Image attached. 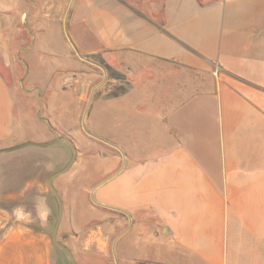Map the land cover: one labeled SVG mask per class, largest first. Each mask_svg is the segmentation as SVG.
Returning a JSON list of instances; mask_svg holds the SVG:
<instances>
[{"label":"crops","instance_id":"1","mask_svg":"<svg viewBox=\"0 0 264 264\" xmlns=\"http://www.w3.org/2000/svg\"><path fill=\"white\" fill-rule=\"evenodd\" d=\"M36 88L77 264H264V0H0V149Z\"/></svg>","mask_w":264,"mask_h":264},{"label":"rangeland","instance_id":"2","mask_svg":"<svg viewBox=\"0 0 264 264\" xmlns=\"http://www.w3.org/2000/svg\"><path fill=\"white\" fill-rule=\"evenodd\" d=\"M53 40L58 43L57 38ZM69 43L72 45L70 41ZM74 53L77 57L88 58L75 50ZM48 55L50 61H64V58L59 55L56 58L52 48L48 51ZM41 103V120L36 122L38 126L36 123L24 124L22 131L26 138L20 142H48L54 139V132L58 136H65L55 131L51 121L53 117L51 112L55 113L56 110L48 113L43 107L42 100ZM17 108L18 114H21V117L24 116L25 110H28L27 102L23 99L18 100ZM40 126L43 127V131L39 130ZM82 128L84 131L88 129L87 125H83ZM70 157L71 151L65 142H57L47 147L29 145L0 154V256L2 263H6V259L12 257L10 264H69L64 253L51 240L57 207L46 180L49 175L61 169ZM58 179L56 177L53 182L56 189ZM8 193L17 194L5 196ZM77 206L79 207L74 213L75 220L81 222L84 219V212L79 201ZM61 235L62 233L58 230L59 238ZM14 237H18L16 242L12 240L10 243L9 240Z\"/></svg>","mask_w":264,"mask_h":264},{"label":"water","instance_id":"3","mask_svg":"<svg viewBox=\"0 0 264 264\" xmlns=\"http://www.w3.org/2000/svg\"><path fill=\"white\" fill-rule=\"evenodd\" d=\"M36 92H37V102H38V105H39V109H38V111L36 113V118L38 120L39 119L41 120L40 115L42 113V103H41V97H40L39 88H36ZM45 122H47V124L49 123L48 121H45ZM49 127H51V126L49 125ZM57 142H65L69 146V149L71 151V157H70L69 161L61 169H59L58 171H56V172L52 173L51 175H49V177L46 180V184H47L48 188L50 189V191L52 193V196H53V198H54V200L56 202V207H57L56 218H55L52 230H51V240H52V243L64 253V255L66 256L67 260L69 261V264H77L75 259H74V256H73L71 250L64 244L65 236L62 235L61 238H59V236H58L59 224H60V221H61V218H62V211L63 210H62V202H61L60 196L58 194V191H57L56 187L53 184L55 178L58 177L61 174L66 173L69 170V168L72 165V163L75 161V158H76V155H77V149L74 146V143H73L72 139L69 138V137H66V136H58L56 134V132H54V139H52L51 141L41 142V143L25 142V143H22V144H20L18 146L0 149V154L3 153V152H6V151L19 149V148H22L24 146L32 145V146H39V147H47V146H50V145L55 144Z\"/></svg>","mask_w":264,"mask_h":264}]
</instances>
